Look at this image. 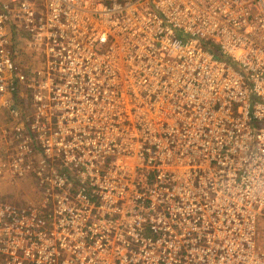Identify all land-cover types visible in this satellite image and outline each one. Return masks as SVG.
<instances>
[{
	"label": "built area",
	"instance_id": "1",
	"mask_svg": "<svg viewBox=\"0 0 264 264\" xmlns=\"http://www.w3.org/2000/svg\"><path fill=\"white\" fill-rule=\"evenodd\" d=\"M1 108L0 264H264V0H0Z\"/></svg>",
	"mask_w": 264,
	"mask_h": 264
},
{
	"label": "rangeland",
	"instance_id": "2",
	"mask_svg": "<svg viewBox=\"0 0 264 264\" xmlns=\"http://www.w3.org/2000/svg\"><path fill=\"white\" fill-rule=\"evenodd\" d=\"M27 97L19 96V103L21 107H27L29 109L28 114L31 113V102ZM15 124L14 118L10 115L7 109H0V130L3 127H11ZM1 132V131H0ZM1 136V133H0ZM39 152L36 150L35 156H38ZM1 157V155H0ZM37 190L36 181L32 179L12 181L8 178L0 179V200L8 201L12 204H30L39 202L40 196L35 194ZM260 237L259 242L264 245V219L259 224Z\"/></svg>",
	"mask_w": 264,
	"mask_h": 264
},
{
	"label": "crops",
	"instance_id": "3",
	"mask_svg": "<svg viewBox=\"0 0 264 264\" xmlns=\"http://www.w3.org/2000/svg\"><path fill=\"white\" fill-rule=\"evenodd\" d=\"M19 99H20V97H18L17 102H18V104L20 105V103H19Z\"/></svg>",
	"mask_w": 264,
	"mask_h": 264
}]
</instances>
